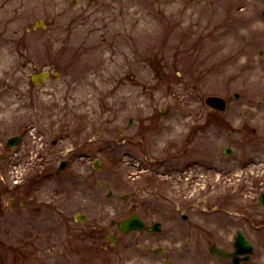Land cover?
Segmentation results:
<instances>
[{
    "label": "rangeland",
    "instance_id": "1",
    "mask_svg": "<svg viewBox=\"0 0 264 264\" xmlns=\"http://www.w3.org/2000/svg\"><path fill=\"white\" fill-rule=\"evenodd\" d=\"M173 1L0 0V249L30 243L32 230L62 241L67 215L129 191L133 161L177 185L175 170L192 160L198 182L222 193L208 161L220 169L230 159L225 119L241 131L231 159L253 160L258 148L264 163V0H231L218 16ZM40 20L46 27L32 29ZM43 71L51 77L37 86ZM209 96L224 98L226 112L211 115ZM21 201L27 211H9Z\"/></svg>",
    "mask_w": 264,
    "mask_h": 264
},
{
    "label": "flooded vegetation",
    "instance_id": "2",
    "mask_svg": "<svg viewBox=\"0 0 264 264\" xmlns=\"http://www.w3.org/2000/svg\"><path fill=\"white\" fill-rule=\"evenodd\" d=\"M230 2L173 1L183 11L190 9L194 14L212 16L226 15ZM240 9L245 10L244 6ZM262 48L258 51L260 64L264 59ZM227 107L226 101L223 112L211 108V115L224 113ZM256 107H261L256 110L259 115L256 116L261 117L264 106L259 103ZM234 128L230 120H224V129L232 142L223 151L230 158L224 167L216 168L213 159L208 161V171L224 178L223 184L217 185V188L223 187L222 193H208L216 185L207 189L208 185L198 182V176L192 175L193 166L198 163L192 160L175 170L177 185L158 179L162 175L167 179L172 173L154 174L155 169H150L153 171L150 173L148 168L140 167V162L133 161L129 191L125 195L109 200V205L92 200L87 209H80L74 217L67 215L62 241L56 240L53 232L32 230L30 243L21 242L17 249H0L4 252L1 264H264V168L260 167L264 163L256 160L258 148L254 150L253 160L231 159L235 155L232 145L238 142L234 135H241ZM256 131L254 128L253 132ZM248 169L253 177L246 172ZM156 180L159 182L154 183ZM104 185L103 182L95 187L100 189ZM95 195L94 191L93 194L83 192L86 197ZM114 195L108 191L106 197L114 198ZM27 208L26 201H21L19 208L15 202L8 206L10 212L27 211ZM5 211L0 200V220L4 219ZM109 213L113 214L110 219ZM92 214L94 218L90 217ZM78 217L85 221H79ZM21 218L16 217L20 224ZM25 218L28 228L35 229L31 216ZM9 252L16 256L13 261Z\"/></svg>",
    "mask_w": 264,
    "mask_h": 264
},
{
    "label": "water",
    "instance_id": "3",
    "mask_svg": "<svg viewBox=\"0 0 264 264\" xmlns=\"http://www.w3.org/2000/svg\"><path fill=\"white\" fill-rule=\"evenodd\" d=\"M39 24H41V27H46L44 25V22L43 21H39V22H37L33 26V29H38L40 27ZM50 75H51V73L49 71H43V72H41L39 74L34 75L32 77V81H33L34 84L40 86V85L43 84V82L46 79H48L50 77ZM235 97L237 98V95ZM206 103L208 105H210L211 107H214V108H216L218 110H221V111H224L226 109V103H225L224 99L223 98H220V97H216V96L208 97L207 100H206ZM130 122H132V120ZM19 140H20L19 137H13V138L9 139L8 146L9 147H14L18 143ZM65 164L66 163H63L62 164L61 169H64L65 168ZM94 167L96 169H101V164H100V161L99 160H97L95 162ZM78 219H80L82 221L85 220L83 217L82 218L81 217H78Z\"/></svg>",
    "mask_w": 264,
    "mask_h": 264
}]
</instances>
